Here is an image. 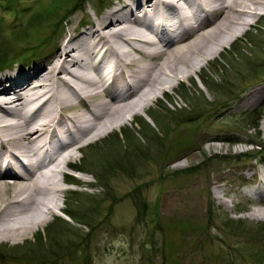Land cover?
<instances>
[{
    "label": "rangeland",
    "instance_id": "1",
    "mask_svg": "<svg viewBox=\"0 0 264 264\" xmlns=\"http://www.w3.org/2000/svg\"><path fill=\"white\" fill-rule=\"evenodd\" d=\"M47 2L24 0V13L10 9L9 14H0L4 24L0 40L15 49L43 42L50 23L43 25L38 35L29 28V36L19 42L13 34ZM110 2L116 1L106 0V4ZM97 5L98 0H74L62 9L69 8V16L80 21L84 14L86 21H93L111 9L106 6L100 13ZM69 28L66 23L61 26L59 35L41 49L40 53L47 55L41 59L48 57ZM263 84L264 16L188 79L160 93L133 121L78 153L73 164L84 170L68 169L64 177L71 175L83 185L77 189L63 186V199L69 190L83 193L68 202L73 209L80 206V214L94 206V220L100 223L112 210L115 214L110 216L109 227L96 230L89 239L91 227L74 221L66 212V201L44 225L37 222L26 238L0 240V264H41L50 253L55 261L62 258V264H73L77 255L82 260L76 264H163V253L169 249L178 251L168 264H235L236 257L248 264L237 250L245 242L246 232L264 226V219L254 216L255 211L264 209V202L254 200L256 197L244 199L237 190L246 184L245 175L251 177L254 171L262 177L264 173L259 161L264 160V98L251 104L243 100L246 93ZM262 108L257 125L244 119V114ZM254 156L258 160L252 161ZM210 202L221 213L218 223L226 232L217 226L209 233L200 232L208 222ZM136 205L145 207L147 219L152 215L155 224L147 226L151 222L145 223ZM232 221L242 224L232 223L235 230L223 224ZM63 222L75 228L73 236L64 233L68 226ZM151 237L157 252L152 253V260H146L149 253L144 243ZM208 238L205 248L202 244ZM70 240L74 250L66 256L61 249Z\"/></svg>",
    "mask_w": 264,
    "mask_h": 264
},
{
    "label": "bare ground",
    "instance_id": "2",
    "mask_svg": "<svg viewBox=\"0 0 264 264\" xmlns=\"http://www.w3.org/2000/svg\"><path fill=\"white\" fill-rule=\"evenodd\" d=\"M108 6L93 21L67 17L70 28L48 58L0 76V240L24 239L61 211L64 174L81 150L133 121L264 16V0ZM262 98L264 84L243 102ZM254 216L264 219V209Z\"/></svg>",
    "mask_w": 264,
    "mask_h": 264
},
{
    "label": "trees",
    "instance_id": "3",
    "mask_svg": "<svg viewBox=\"0 0 264 264\" xmlns=\"http://www.w3.org/2000/svg\"><path fill=\"white\" fill-rule=\"evenodd\" d=\"M74 0H48L47 3H43L42 7H40L39 9L41 10L39 13L35 14L34 16L30 17L27 22L22 23L21 25L18 26L17 31H15V33L13 34V36L18 39V42L25 39L27 36H29V32L28 29L29 28H34L36 32L35 34L38 35L40 34L39 31L41 30V27L45 24H52V27L50 28L51 30H49V34L48 36H44L43 37V42L40 41H36L34 44H32V46L29 47H25V48H20V49H15V48H9L8 46L6 47V43H4L3 40H0V70L4 69L6 67H9L11 65H15L18 62H24L23 60L29 62L30 60L36 58L39 54L41 49L50 44L52 42V40H54L56 38L57 35H59V33L61 32V26L63 25V22L65 21V18H67V16L70 14V9L68 8L66 11L65 9H62V5L68 4V2H73ZM22 2H24V0H0V14L3 13H7L9 14V10L11 9L12 11H15L16 14H22L25 12L23 5L21 4ZM106 3V0H99V7H102L104 4ZM60 8V9H58ZM39 10H37L36 12H38ZM52 20L54 22H52ZM3 18L0 17V34H2L3 30H4V24L2 23ZM25 24V25H24ZM41 37V36H38ZM17 41V40H16ZM10 50H12L10 52ZM3 51V53H1ZM207 85V84H206ZM208 86V85H207ZM209 87V86H208ZM263 113V109L256 111L254 113L251 114H244L243 117L244 119H247V121H251L253 122V124L257 125V121L259 120V118L262 116ZM119 136L121 137V135H118V139ZM120 140V139H119ZM82 169V168H81ZM78 194L75 192L73 194V196L70 198V200H72L73 197L77 196ZM91 208L90 212H84V213H79L80 210V206L76 207V208H72V203L69 202L68 204V210L67 211L71 217L74 219V221H78V223L81 224H87L91 227L92 232L88 233L89 239L92 235H94L96 233V230H100L103 229L105 227H109L110 223H109V219L110 216L115 214L112 213V210L110 213L107 214V216L103 217V223L100 222H96L94 220V216L96 215L97 212H95L94 214V206H88ZM136 207L138 208V212L141 213V215L144 214L145 216V223L146 222H151V223H146V225H150L152 226L153 224H155V220L153 218L152 215H149L150 220L147 219L146 216V208L145 207H139L136 205ZM209 213H208V222L206 223V225L204 227H201L202 229H200L201 233L202 232H207L209 233V229L217 226L218 228H220L221 230L225 231L218 223V221L220 220L221 217V213H217L218 209L215 207V205L210 202L209 205ZM79 214L85 218H81L79 216ZM139 215V214H138ZM79 216V217H77ZM140 216V215H139ZM76 217L78 220H76ZM137 217V216H136ZM137 222L140 224V221L137 220ZM64 224H66V226H68L67 231H65L64 233H70L72 236L74 234V230L75 228L73 226H71L69 223L67 222H63ZM237 225L240 222H224V226H226L227 228H232L233 230H235V226L231 225V224ZM242 224V223H241ZM239 224V225H241ZM244 224V223H243ZM136 228V223L133 227V229ZM255 230H252V232H246L245 236L243 235V240H245V242L241 243L240 246L238 247L237 252H239V254L244 257L245 262H247L248 264H264V226L260 225L258 227H254ZM257 229H260L261 232H257ZM226 232V231H225ZM255 233V234H253ZM81 235V233H80ZM83 240H86L85 238H83ZM207 242L203 243L202 245L205 246L209 245L210 242V238H208L206 240ZM74 241L70 240L67 241L66 243H64L61 251L63 252L62 254L68 256L71 255L73 252L72 247H73ZM61 246V245H60ZM144 249H147L148 254H145V258L146 260H152L154 257L152 255V253L154 252V254L157 252L156 249V241L153 239V237L147 239V241H145L144 243ZM146 251V250H145ZM178 250H173V249H169L167 251H165V253H163V257H164V262L163 264H168L169 261H172L173 259H175L177 257V252ZM51 252V250H50ZM51 253L49 254V256H44L45 260H41L43 263L41 264H62L60 263L59 259L55 261V258L51 257ZM175 256V257H174ZM239 257L234 258V263L235 264H244L243 262H239L238 261ZM32 261V259H30ZM82 260V258L77 255L73 261V264H76L77 262H80ZM46 261V262H45ZM85 263V262H84Z\"/></svg>",
    "mask_w": 264,
    "mask_h": 264
}]
</instances>
